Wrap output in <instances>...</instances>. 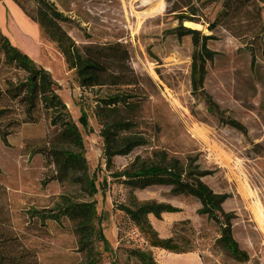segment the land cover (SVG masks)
Wrapping results in <instances>:
<instances>
[{
    "label": "rangeland",
    "instance_id": "374dc122",
    "mask_svg": "<svg viewBox=\"0 0 264 264\" xmlns=\"http://www.w3.org/2000/svg\"><path fill=\"white\" fill-rule=\"evenodd\" d=\"M22 1L29 8L34 4L32 0ZM51 1L68 18L61 26L79 50L87 43L120 41L127 47L130 66L139 77L134 85L81 87L74 72H67L60 63L64 79L59 94L82 135L89 172L96 170L97 185L106 182L95 199L114 257L122 260L124 250L136 246L149 248L160 264H264V51L251 70L250 55L241 41L221 24L223 7L220 2L211 3L202 9L197 25L188 26L212 34L207 45L216 53L213 61L206 63L207 72L199 89L192 91L190 37L178 38L167 31L177 25L176 14L196 5L195 0ZM256 1L264 24V0ZM0 4L7 9L0 19V31L11 42L23 43L22 31L37 35L36 27L24 21L29 18L13 0H0ZM41 35L51 42L43 32ZM116 92L125 93V103H134V119L145 133L147 145L113 157L111 170L122 169L136 154H145L151 148L166 149L181 159L189 153L197 154L198 161L212 171L202 180L213 191L230 194L223 208L232 216L233 237L247 253V260L235 258L217 241V226L197 213L200 205L195 200L171 195L168 186L155 185L133 193L140 200L154 199L180 208L178 212L162 213L160 219L149 215L160 237H171L180 244V253L149 246L118 208L126 202L129 188L113 179L105 167L97 115L100 98ZM118 106L121 117H132L124 105ZM81 111L87 114L86 127L77 121ZM27 126L31 128L26 131ZM23 127L27 136L48 138L55 130L47 119ZM41 164L42 178V157ZM50 182L44 187L40 183L45 194ZM55 182L57 195L62 188ZM65 189L73 197L83 198L77 186ZM29 196L16 194L10 199L13 222L20 229H25L24 202ZM35 196L39 204H44L53 195ZM32 228L26 231L25 244L37 251L41 263L69 264L77 256L74 235L40 234ZM100 264H111L109 257L104 254Z\"/></svg>",
    "mask_w": 264,
    "mask_h": 264
},
{
    "label": "trees",
    "instance_id": "16d2710c",
    "mask_svg": "<svg viewBox=\"0 0 264 264\" xmlns=\"http://www.w3.org/2000/svg\"><path fill=\"white\" fill-rule=\"evenodd\" d=\"M32 1L34 4L29 8L22 0H13L31 21L41 27L81 87L139 83L138 75L130 66L128 49L122 42L87 43L79 50L61 26V22L68 18L54 2ZM214 2H220L224 9L222 26L241 41L243 49L250 55L251 70L256 68L257 59L264 51V24L256 0H195L196 5L176 14L177 25L167 31L178 38L190 37L192 91L199 89L207 72L206 63H211L216 53L207 45L212 34H203L185 26L184 22H199L202 9ZM59 89L47 70L34 63L0 31V125L3 124L0 139L4 145H9L8 137L19 131L23 124H38L47 119L55 129L53 135L49 138L25 136L20 152L28 157L41 155L45 168L41 187L57 181L62 188L44 204H39L36 196L25 197L27 221L25 229H20L13 222L11 193L0 183V264H43L37 251L25 244L26 231L30 227L40 234L74 235L77 256L69 264H100L104 254L111 264H160L149 248L136 246L126 248L122 260L114 257V250L103 232L95 199L106 182L102 180L97 185L96 170L89 172L82 135L61 99ZM124 96L125 93L116 92L100 98L97 111L105 167L113 179L129 188L126 202L119 204L118 208L149 246L180 253L183 251L180 244L171 237H160L149 220V215L160 219L162 213L178 212L180 208L154 199L140 200L133 193L150 186H168L171 195L195 200L200 205L197 213L217 226V241L235 258L247 260V253L233 237L232 216L223 208L230 194L215 192L202 180L212 171L198 161L197 154L189 153L181 159L166 149L151 148L145 154H136L122 169L111 170L113 157L130 154L147 145L146 135L137 128L134 119V103H125ZM120 104L132 117L120 116ZM77 121L86 127L87 114L81 111ZM66 186H77L83 198L73 197Z\"/></svg>",
    "mask_w": 264,
    "mask_h": 264
},
{
    "label": "crops",
    "instance_id": "0c3cea01",
    "mask_svg": "<svg viewBox=\"0 0 264 264\" xmlns=\"http://www.w3.org/2000/svg\"><path fill=\"white\" fill-rule=\"evenodd\" d=\"M6 10V6L0 4L1 20H3V12H6ZM24 21H29L27 23L30 26L36 27L37 35L33 36L26 31H22L23 43L12 42L13 45L21 52L25 53L34 63L47 70L51 74L52 79L59 86H62V79H64V77L61 75V65L65 67L67 72L72 73V71L67 69L64 58L54 47L53 43L46 41L42 37V32L38 26L27 18ZM5 33L8 34L7 32ZM60 63L62 64L60 65ZM59 91H61V89H59ZM27 127H25L26 131L31 128L30 126ZM25 136H27V134L23 127L15 134L8 137L9 146H5L0 139V167L3 169V173L0 174V182L6 185L11 196L16 194L31 196L54 195L57 193L55 190V181L50 182L46 186V194L44 189L40 188L39 180L41 178V171L43 170L40 154H35L31 157L30 162H28L29 157L22 155L20 152L22 140Z\"/></svg>",
    "mask_w": 264,
    "mask_h": 264
},
{
    "label": "bare ground",
    "instance_id": "6f19581e",
    "mask_svg": "<svg viewBox=\"0 0 264 264\" xmlns=\"http://www.w3.org/2000/svg\"><path fill=\"white\" fill-rule=\"evenodd\" d=\"M184 24H185L186 26H196V25H197L196 23H194V22H189V21H185Z\"/></svg>",
    "mask_w": 264,
    "mask_h": 264
}]
</instances>
